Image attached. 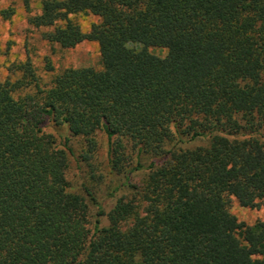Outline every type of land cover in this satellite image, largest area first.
<instances>
[{
  "label": "trees",
  "instance_id": "obj_1",
  "mask_svg": "<svg viewBox=\"0 0 264 264\" xmlns=\"http://www.w3.org/2000/svg\"><path fill=\"white\" fill-rule=\"evenodd\" d=\"M39 3L29 24L61 48L95 41L100 68L43 85L25 58L0 81V264H264V217L231 210H264V0ZM80 12L98 18L88 31ZM98 132L123 178L108 210L69 178L71 158L92 166Z\"/></svg>",
  "mask_w": 264,
  "mask_h": 264
},
{
  "label": "rangeland",
  "instance_id": "obj_2",
  "mask_svg": "<svg viewBox=\"0 0 264 264\" xmlns=\"http://www.w3.org/2000/svg\"><path fill=\"white\" fill-rule=\"evenodd\" d=\"M39 0H0V81L8 75V66L12 62L23 61L29 58L36 70V74L41 84L46 85L50 82L53 74L60 72L62 69L71 67H93L100 68V55L98 45L95 41H83L73 48H61L57 44L47 42L42 34L46 28H36L29 24L28 18L39 11ZM8 10L11 15L5 19L2 11ZM78 23L83 31H88L90 25L98 20V18L86 12H80L70 16ZM151 52L157 55H164L162 48H150ZM48 58L53 66V71L48 72L44 69V60ZM19 74L12 75L13 78ZM47 132L53 134L59 143H64L66 137L69 138L68 146H70L75 154L81 152L84 143L81 138L70 136L64 126H55L53 123H47ZM236 136V135H235ZM236 137H241L237 135ZM208 139V138H207ZM98 147L94 157L89 161L92 166L87 164L80 166L71 158L69 168V178L71 182L78 186L83 181L90 182L95 189L99 202L108 210L113 203L114 197L111 191L120 186L123 182L122 175H116L108 164V144L105 135L102 132L97 133ZM207 141L203 138L190 140L184 138L179 142L178 147L194 148L196 146L205 145ZM144 164L150 162V158L142 157ZM135 165V161H132ZM145 171L133 173V178L138 180L144 176ZM124 192V189L116 193L115 197ZM231 210L239 221L246 224H253L256 220L263 219L264 210L262 207L256 209L241 207L236 200L233 199ZM261 257V256H259Z\"/></svg>",
  "mask_w": 264,
  "mask_h": 264
}]
</instances>
